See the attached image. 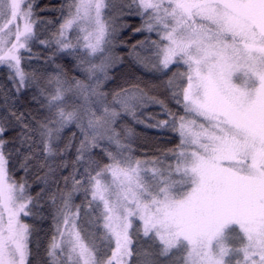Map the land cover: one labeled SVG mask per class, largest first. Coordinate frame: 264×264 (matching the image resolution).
Segmentation results:
<instances>
[{"label": "snow or ice", "instance_id": "6c2138e0", "mask_svg": "<svg viewBox=\"0 0 264 264\" xmlns=\"http://www.w3.org/2000/svg\"><path fill=\"white\" fill-rule=\"evenodd\" d=\"M40 11L0 0V264H264V0Z\"/></svg>", "mask_w": 264, "mask_h": 264}, {"label": "trees", "instance_id": "16d2710c", "mask_svg": "<svg viewBox=\"0 0 264 264\" xmlns=\"http://www.w3.org/2000/svg\"><path fill=\"white\" fill-rule=\"evenodd\" d=\"M36 4L38 5V10L39 9H46V11H40L39 12V15L40 16H44V17H52V16H55L57 15L58 13H55L53 11H50V9H53V8H56L58 7L61 3H64L65 0H35ZM128 24L136 27V26H139L140 25V20L138 18H132V19H129L127 21ZM124 40L127 41V43L129 45L135 43L137 40H140V39H143L142 36L140 35H134L132 34V29L131 27L129 28H126L124 31H123V37H122ZM134 69H131L130 67H125V68H117L115 70H113L110 75L114 78H119L121 72H124V71H133ZM2 71V70H0ZM137 75H140L141 73L140 72H137L136 73ZM163 98V97H161ZM153 111H158V109L156 108H153L152 109ZM135 130L137 132H140V133H145L149 136H157L159 135V133H156V132H153L151 130H148V129H145L143 126L141 125H132ZM41 228H43L45 231L48 229L49 225L48 224H43V225H40ZM41 237H44V232L42 231L40 233ZM48 235L50 236L51 233L49 232ZM46 243V241H44Z\"/></svg>", "mask_w": 264, "mask_h": 264}]
</instances>
